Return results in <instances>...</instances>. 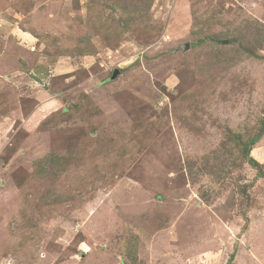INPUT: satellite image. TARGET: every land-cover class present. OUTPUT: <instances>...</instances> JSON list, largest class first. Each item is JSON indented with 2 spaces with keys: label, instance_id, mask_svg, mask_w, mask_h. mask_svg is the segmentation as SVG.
Returning a JSON list of instances; mask_svg holds the SVG:
<instances>
[{
  "label": "rangeland",
  "instance_id": "rangeland-1",
  "mask_svg": "<svg viewBox=\"0 0 264 264\" xmlns=\"http://www.w3.org/2000/svg\"><path fill=\"white\" fill-rule=\"evenodd\" d=\"M263 126L264 0H0V264H264Z\"/></svg>",
  "mask_w": 264,
  "mask_h": 264
},
{
  "label": "trees",
  "instance_id": "trees-1",
  "mask_svg": "<svg viewBox=\"0 0 264 264\" xmlns=\"http://www.w3.org/2000/svg\"><path fill=\"white\" fill-rule=\"evenodd\" d=\"M263 131H264V126H263V128L261 129V131H260V133H259V135H261V133H263ZM258 135V136H259ZM257 136V137H258ZM257 137L254 139H251L250 141H249V143L247 144V148H249V147H251V146H253L254 144H255V142L257 141ZM254 165H256V164H254Z\"/></svg>",
  "mask_w": 264,
  "mask_h": 264
},
{
  "label": "water",
  "instance_id": "water-1",
  "mask_svg": "<svg viewBox=\"0 0 264 264\" xmlns=\"http://www.w3.org/2000/svg\"><path fill=\"white\" fill-rule=\"evenodd\" d=\"M218 45H226L227 44V42L226 41H223V42H216ZM188 48V46L187 45H185L184 46V49H187ZM116 75V72L114 73V75L113 76H115Z\"/></svg>",
  "mask_w": 264,
  "mask_h": 264
}]
</instances>
